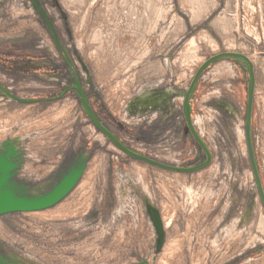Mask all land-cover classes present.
Returning a JSON list of instances; mask_svg holds the SVG:
<instances>
[{"label": "rangeland", "instance_id": "rangeland-1", "mask_svg": "<svg viewBox=\"0 0 264 264\" xmlns=\"http://www.w3.org/2000/svg\"><path fill=\"white\" fill-rule=\"evenodd\" d=\"M43 1L60 39L92 78L88 92L95 110L126 144L165 163L185 165L197 155L185 127L179 136L167 134L172 136L167 149L152 145L167 120L145 124L128 112V102L148 83L185 91L212 55H248L256 72L252 132L264 186V0ZM43 41L46 50L39 48ZM53 54L59 53L51 33L32 4L0 0V83L27 99L51 95L60 85L44 88L50 84L42 76L65 67ZM42 58L47 66L40 65ZM247 88L245 67L231 59L205 71L194 117L214 159L192 174L119 150L90 124L74 94L31 104L0 94V144L13 139L26 156L19 181L44 179L56 165L66 171L73 161L70 145L91 144L81 180L63 200L44 210L0 216V254L11 264H264V210L245 137L241 141L238 133ZM219 100L238 110L230 146L236 157L221 143L217 122L225 116L215 105ZM180 120L176 115L175 122ZM230 175L236 183L232 197L224 185ZM147 201L159 208L164 224L171 218L160 251Z\"/></svg>", "mask_w": 264, "mask_h": 264}, {"label": "water", "instance_id": "water-1", "mask_svg": "<svg viewBox=\"0 0 264 264\" xmlns=\"http://www.w3.org/2000/svg\"><path fill=\"white\" fill-rule=\"evenodd\" d=\"M34 4L36 5V7H38L35 2ZM39 10H41V8ZM41 12L46 16V13L43 10H41ZM46 18L51 27L53 37L56 43L58 44L54 27L47 16ZM229 59L244 66L248 73L247 102L245 112V137L254 182L258 190V195L262 208L264 210V186L262 182L260 167L256 158V152L252 136V117L256 90V72L254 62L245 53L237 51H223L207 58L206 61H204V63H202L201 66L198 68L190 85L185 91H181V89L171 85L169 88H164L160 91L154 90L153 94L138 97L139 100H137V98L135 97L131 101V103L133 102L134 105L130 106L128 112L132 116L136 117L138 101H140L146 106L158 104L164 107L173 103L174 99L178 95H181L183 92V108L185 118L188 121L192 134L207 154L206 160H204L201 164L191 168L163 163L159 160L153 159L151 157L139 153L134 148L122 141L108 126L104 124V122L101 120V118L91 105L85 92V89L79 81L77 82L78 95L80 96L84 111L92 120L96 129L100 131L106 138H108L119 150L134 159L143 160L153 166H158L163 169L177 172H193L204 166L209 165L211 161V152L192 123L191 100L196 94L199 82L203 77L205 71H207L213 64ZM0 94L4 95L8 99H12L21 103H39L44 100L43 98L27 99L20 97L14 92H12L10 88L4 86L2 83H0ZM16 144H18V142L14 141L13 139H7L0 144V216L7 213L39 211L53 207L61 200H63L66 196H68L70 192L74 189V187L77 185V183L81 180L85 169L84 162L73 170H71L66 176H64L63 179L54 187L51 192L31 198L26 196V193L22 191V188L19 187L13 180L17 176L18 171L21 168V164L23 162V151H20ZM146 207L150 215L151 221L157 232L158 237L156 248L157 251H160L164 245L166 235L164 220L162 219V215L158 207H156L149 201H147ZM145 263L150 264L148 261H145ZM0 264L11 263L0 254Z\"/></svg>", "mask_w": 264, "mask_h": 264}, {"label": "flooded vegetation", "instance_id": "flooded-vegetation-1", "mask_svg": "<svg viewBox=\"0 0 264 264\" xmlns=\"http://www.w3.org/2000/svg\"><path fill=\"white\" fill-rule=\"evenodd\" d=\"M25 1H26V4H27L28 1L32 4V7H34L35 11L42 18L44 27L50 31L52 39H53V41L55 43L56 49H57V51L59 53V54H53V56L62 57V59H63V61L65 63V67L64 68H60L58 71H56V73L42 76V79L44 80V82L50 84V85L45 84L43 86L44 88H53V87H55L54 84H59L60 86L54 92H50L51 95H49V96L46 95L44 97H41L44 100L41 101L40 103H49V102H53V101H60L63 98L67 97V95L74 94L75 97L78 99L79 103L81 104V107H82V109L84 111L80 96L78 95L77 82L79 81L82 84L83 88L85 89L87 97H88L91 105L93 106V104L91 102L92 99H91L90 94L88 92L89 88L90 89H94V84H93L92 78H91L90 74L88 73V71L85 68L80 69V65L77 64V61H76V58H75L77 55L74 57L72 55V53L70 52V50H69V46L66 43H64V41L62 39H60V35L61 34L58 32L57 23L52 19L51 14L46 9L44 1L43 0H28V1L25 0ZM34 2L38 5V7H36ZM54 3H55V0H54ZM40 8H41V10H43L46 13V16L48 17V19L50 20L51 24L53 25L55 33H56V36H57L58 44L56 43V41H55V39L53 37V33H52V30H51V27H50V25L48 23L47 18L45 16V14H43L41 12V10H39ZM63 19L64 20L66 19L65 15H63ZM40 44H41V46H39V48L43 49V50L44 49L46 50L47 44L44 41L40 42ZM77 59L80 61L78 56H77ZM29 60H35V59H29ZM39 63L42 66H47L48 65L47 58L40 59ZM82 71H84L86 73V76L84 75V72H82ZM84 76H85V78H84ZM169 87L170 86L161 87V88L159 87L158 88V84H151V83L144 84L143 87H141L139 89V91L137 92V95L135 97H137L138 95H143L144 96V95H148V94H153L154 90L160 91V90H162L164 88H169ZM156 94H159V93H156ZM60 95H62V96H60ZM195 96H196V94H195ZM195 96L191 100V106H192L191 119H192V123H193L195 129L198 131L199 135L201 136L203 141L206 143L207 147L209 148V150L211 152V161H210L209 165L204 166V167H202V168H200V169H198L196 171L183 172V173H188V174L197 173V172H199L201 170L206 169L207 167L210 166V164L212 163V160L214 159V153L212 151V148L209 145L208 140H206L205 135L202 133L201 129L198 127L197 120L194 117V109H195L194 108V105H195V102H194L195 100L194 99H195ZM183 97H184V95H183V92H182V94L179 97H177L174 100L173 103H171L169 105H166L164 107L160 106V107H157V108H154V109L151 108V109H145V110H139V111H138V109H136V112H137V116L136 117H138L139 121H142L145 124H147L148 122L151 123V122H153V120H156V119H158V120H162V119L167 120V122H166V124H168L167 127L163 128V130L160 133L157 134L156 138L152 137V140L150 141L151 143H153L152 145L161 146V147H164L165 149H167L171 145V142H169L168 138H170L172 136L167 135V134H169L170 132H173V134L175 133V135L179 136L181 134L180 133L181 129L184 126L185 130H186L185 136H187V138L189 140L193 141V143H194V145H195V147L197 149L196 150V154L197 155L194 158H190L187 161V163H185V165H178V164H170V165H176V166H180V167L191 168V167H194V166H197V165L201 164L204 160H206L207 159V154L204 151V149L200 146V143L197 141V139L194 137V135L192 134V132L190 130L188 121L186 120L185 115H184ZM48 99H52V100H48ZM128 104H129V102H128ZM128 104L126 105L127 106V110H128ZM215 105L220 110L222 115L225 116L223 123H221L220 120H218V122H217V124L219 126L218 128H219V130L221 132V135H222L221 143L225 142L226 145L229 146L228 153H230L233 157H236L237 156V149L234 148L232 150V147L230 148V146H233L234 141H235V139H234L235 135H233V133H234L233 125L235 124V122L238 119L237 107H236V105L234 103L229 102L227 100L216 101ZM93 108L95 109L94 106H93ZM96 112L99 115V117L101 118V120L104 122V124L106 126H108L112 130L113 129L112 125L110 123L105 122L103 120V117L101 116V114L98 111H96ZM84 113L86 114L85 111H84ZM176 115H177L178 119H181L179 122H175L176 121ZM86 116H87V120L90 122V124L93 127H95L94 123L89 118V116L87 114H86ZM173 123H174V125L172 127V129H173L172 130L170 125L173 124ZM142 128L143 127H141V129ZM95 129H96V127H95ZM154 130H156V129H154ZM240 132H243L244 135L240 134ZM238 133H239V139L241 141L244 140L243 138L245 137V115H244V128L238 127ZM117 136L119 137V135H117ZM252 136H253V132H252ZM175 140H179V139L176 137ZM245 141H246V137H245ZM175 142L176 141H173V143H175ZM253 142H254V136H253ZM90 146H91V144L87 143V144L80 145L79 148L76 149L75 145L71 144L70 145L71 149H69L67 151V153L71 152V155L73 156V161L70 162L69 168H67V170L64 171V172L60 169V167H58V165H56L55 167H57V169L51 175H48L47 177H45L44 179H40L39 181H33L31 178H29V176L25 177L22 181H19V178H16V177L13 180L16 182V184L19 187L22 188V191H24L26 193L25 195L30 197V198L47 194V193L51 192L54 189V187L63 179V177L66 176L71 170H73L74 168H76L77 166L82 164L83 162L87 163L88 158L90 157V152L88 151L91 148ZM129 146H131V145H129ZM17 147L21 148V147H19L18 144H17ZM131 147L134 148L133 146H131ZM254 147H255V143H254ZM134 149L136 151H138L139 153L143 154V155H146L148 157H151L153 159L158 160L157 159L158 156H156L154 158L152 156L144 154L142 149H139V148H134ZM24 153L25 152H23V158L26 157L24 155ZM248 158H249V154H248ZM225 160H226V155H225ZM141 161H143V160H141ZM249 162H250V158H249ZM163 163H165V162H163ZM167 164H169V163H167ZM23 167H24V165L22 164L21 168H23ZM21 168L19 169L17 175L21 174V170H22ZM231 168H230V173H233V170L231 171ZM250 168H251V162H250ZM251 172H252V169H251ZM224 173L229 175L227 169H224ZM28 174L30 175V173H28ZM218 182L220 184H222L221 181H218ZM78 183H77V185H78ZM234 184H236V183L234 182L233 177L231 175L229 176V181L227 180L224 183V185L227 188H230V190H229L230 191L229 192V194H230L229 196L230 197L234 196L232 191H231V189H232L231 187L234 188ZM254 185H255V182H254ZM255 187H256V185H255ZM257 192H258V190H257ZM236 216L239 217V214L238 215L236 214Z\"/></svg>", "mask_w": 264, "mask_h": 264}, {"label": "bare ground", "instance_id": "bare-ground-1", "mask_svg": "<svg viewBox=\"0 0 264 264\" xmlns=\"http://www.w3.org/2000/svg\"><path fill=\"white\" fill-rule=\"evenodd\" d=\"M229 69H230V68H229ZM179 96H180V95H178L177 97H179ZM138 97H143V95H138V96L136 97L137 100H139ZM177 97H176V98H177ZM176 98H175V99H176ZM133 99H134V98H133ZM175 99H174V100H175ZM131 101H132V99L129 101L128 109L130 108L131 105H134L133 102L131 103ZM160 106H161V105H158V104L150 105V106H146V105L142 104L140 101L137 102V109H138V111H139V110H145V109H151V108L154 109V108H157V107H160ZM140 108H141V109H140ZM135 109H136V106H135ZM240 131H241V130H240ZM100 133H101V132H100ZM101 134H102V133H101ZM240 134H243V132H240ZM243 135H244V134H243ZM241 136H242V135H241ZM19 150L22 151V150H24V149H20V148H19ZM22 153H23V152H22ZM21 166H22V164H21ZM170 220H171V218H170V219L168 220V222L165 223V224H168V223L170 222Z\"/></svg>", "mask_w": 264, "mask_h": 264}]
</instances>
